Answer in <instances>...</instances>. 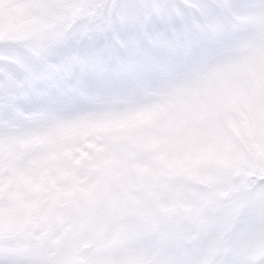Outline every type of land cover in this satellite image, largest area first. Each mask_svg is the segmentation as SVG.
<instances>
[{"label":"snow or ice","instance_id":"6c2138e0","mask_svg":"<svg viewBox=\"0 0 264 264\" xmlns=\"http://www.w3.org/2000/svg\"><path fill=\"white\" fill-rule=\"evenodd\" d=\"M0 264H264V0H0Z\"/></svg>","mask_w":264,"mask_h":264}]
</instances>
